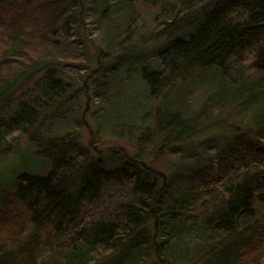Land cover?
I'll use <instances>...</instances> for the list:
<instances>
[{"label": "trees", "instance_id": "1", "mask_svg": "<svg viewBox=\"0 0 264 264\" xmlns=\"http://www.w3.org/2000/svg\"><path fill=\"white\" fill-rule=\"evenodd\" d=\"M92 32L109 69L101 57H72L102 79L122 69L156 97L213 70L223 102L252 120L229 126L213 107L194 112L186 96L176 112L132 111L136 124L122 132L167 131V146L202 129L233 135L210 161L170 177L121 152L107 166L31 135L27 148L44 159L0 172L10 173L0 180V264H264V0H0V158L72 88L74 75L61 76L48 54L84 48ZM21 64L28 71L18 74Z\"/></svg>", "mask_w": 264, "mask_h": 264}, {"label": "rangeland", "instance_id": "2", "mask_svg": "<svg viewBox=\"0 0 264 264\" xmlns=\"http://www.w3.org/2000/svg\"><path fill=\"white\" fill-rule=\"evenodd\" d=\"M89 29L92 28L88 27V31H90ZM92 33L87 38L89 39L88 45L86 44L84 48L79 49L78 46L66 45L65 49L67 51L69 49L70 52L68 53L69 57L65 55L60 58L53 56V53L48 54L47 57L52 58V62L58 66L61 76L68 79L69 75H74L72 79L69 78L72 88L60 100L61 103L50 111L52 117L50 114L47 115V120L45 117L42 118L28 131L27 136L20 135L16 140L8 143L10 150H7L5 155L0 158V172L4 169H6L5 171L10 170L9 166H12L14 162H17L18 165L14 168V172H16L18 169L22 170L31 164L34 167L44 159L40 155L41 149L36 145H33L30 149L27 148L31 142L29 137L34 135L40 138V142L45 144H51L54 143L55 139H61V141L73 146L75 154H87V159L90 162H96L97 159H100L105 165L113 166L116 163L113 158L118 157L121 152L123 158L144 160L152 165L154 169L165 173L169 177L173 174L177 176L181 172L210 161L224 147L225 140L233 135L222 130L203 131L202 129L199 130L201 134L198 136L178 142L174 146H167L164 144L167 131L152 130L148 136L137 138L133 126H130L131 132L135 133L136 137L134 134L132 136L130 133L127 134L126 131L122 132V129L124 123L136 124L133 123L135 121H133L132 111L136 112L140 108L148 107L146 111L148 114L146 115L153 114L152 116L156 117V106L158 114H160V109L165 110L171 106V111L176 112L180 105H184L182 102H184L185 96L186 102L193 111L200 115L208 112L213 107L218 121L226 120L228 125L232 127L235 124L249 126L248 124H250L253 115L250 113L238 115V103L230 106L227 102H223L222 99H225L224 89H222L224 83L213 70L203 71L198 76L181 83L180 87L170 86L167 90L162 91L163 93H158L156 97L148 96L147 92L141 89L138 76L133 75L126 78L125 70H110L107 76L102 79V75H96L98 73L95 71L98 70L95 64L88 66V61L82 64L78 58L74 59L72 57L84 55L83 57L88 60L90 56L98 59L101 57L95 54L105 53L104 55H107V49L100 41V36L95 32ZM87 39L86 41H88ZM49 58H46V60ZM101 59L102 70H108L113 58L109 55V57H101ZM75 65L77 69L81 68L82 71L79 72L76 69L70 73L68 68ZM16 71L21 74L28 71V66L21 64ZM58 109H60L57 112L60 114V121L55 112ZM251 112H254V110ZM140 115L141 112L138 113V116ZM48 117L53 119L48 120ZM162 117L164 118L163 113ZM151 124H154L153 121H151ZM202 125L204 126V124ZM104 130L114 131L105 133ZM147 140L149 141L147 142ZM34 141L38 140L35 139ZM169 147L177 149L176 152L171 153ZM65 148L67 149L66 146L60 147L59 150L64 151ZM24 151H28V153L25 154ZM9 174V172H6V178ZM5 176L0 177V180H3L2 178H5Z\"/></svg>", "mask_w": 264, "mask_h": 264}]
</instances>
